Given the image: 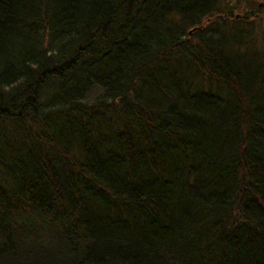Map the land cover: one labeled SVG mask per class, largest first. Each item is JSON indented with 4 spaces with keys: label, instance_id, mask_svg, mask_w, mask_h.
Instances as JSON below:
<instances>
[{
    "label": "trees",
    "instance_id": "1",
    "mask_svg": "<svg viewBox=\"0 0 264 264\" xmlns=\"http://www.w3.org/2000/svg\"><path fill=\"white\" fill-rule=\"evenodd\" d=\"M251 3L0 0V264H264Z\"/></svg>",
    "mask_w": 264,
    "mask_h": 264
},
{
    "label": "rangeland",
    "instance_id": "2",
    "mask_svg": "<svg viewBox=\"0 0 264 264\" xmlns=\"http://www.w3.org/2000/svg\"><path fill=\"white\" fill-rule=\"evenodd\" d=\"M251 5H253L255 8V11L258 10L261 14L264 15V0H252ZM245 6V5H244ZM242 9V8H241ZM238 14H235L237 16Z\"/></svg>",
    "mask_w": 264,
    "mask_h": 264
}]
</instances>
